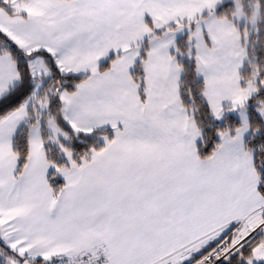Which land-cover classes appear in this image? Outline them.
Here are the masks:
<instances>
[{
  "label": "snow or ice",
  "instance_id": "obj_1",
  "mask_svg": "<svg viewBox=\"0 0 264 264\" xmlns=\"http://www.w3.org/2000/svg\"><path fill=\"white\" fill-rule=\"evenodd\" d=\"M0 264H264V0H0Z\"/></svg>",
  "mask_w": 264,
  "mask_h": 264
}]
</instances>
